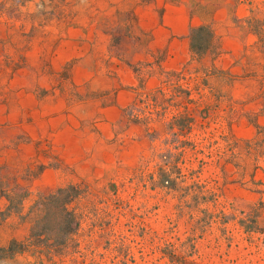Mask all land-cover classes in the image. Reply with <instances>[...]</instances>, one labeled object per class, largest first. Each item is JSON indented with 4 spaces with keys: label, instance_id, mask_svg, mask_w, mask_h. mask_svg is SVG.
I'll return each instance as SVG.
<instances>
[{
    "label": "rangeland",
    "instance_id": "1",
    "mask_svg": "<svg viewBox=\"0 0 264 264\" xmlns=\"http://www.w3.org/2000/svg\"><path fill=\"white\" fill-rule=\"evenodd\" d=\"M87 11L85 0H0V105L15 100L14 76L38 34L84 21ZM118 16L105 14L111 31ZM159 73L161 84L140 86L128 112L146 127L147 155L75 183L66 241L61 233L51 248L35 244L31 260L0 250V264H264V184L253 177L264 170L263 136L250 147L237 134L239 119L209 74ZM27 173L0 181V194L14 211L26 204L32 227L37 197L28 193Z\"/></svg>",
    "mask_w": 264,
    "mask_h": 264
},
{
    "label": "crops",
    "instance_id": "2",
    "mask_svg": "<svg viewBox=\"0 0 264 264\" xmlns=\"http://www.w3.org/2000/svg\"><path fill=\"white\" fill-rule=\"evenodd\" d=\"M85 4L84 21L77 16L63 28L38 34L40 41L26 51L14 76L21 86L15 100L0 105V181L28 172V193L38 197L90 181L85 177L106 174L117 164L136 166L150 145L145 125L128 112L140 86L161 84L159 72L193 68L209 74L239 119L237 134L250 147L258 136L264 144V0ZM110 8L109 14L119 13L116 31L107 26L114 23L105 18ZM201 26L211 28L213 40L197 56L191 31ZM253 177L264 184V170L260 176L257 168ZM0 209L6 212L0 247L24 242L28 248L12 258H35L26 204L14 211L2 192Z\"/></svg>",
    "mask_w": 264,
    "mask_h": 264
},
{
    "label": "trees",
    "instance_id": "3",
    "mask_svg": "<svg viewBox=\"0 0 264 264\" xmlns=\"http://www.w3.org/2000/svg\"><path fill=\"white\" fill-rule=\"evenodd\" d=\"M192 50L197 56H201L206 51L213 40V32L209 26L193 28L191 31ZM77 185L69 184L60 187L57 191L39 195L31 206L29 212L35 213V220L31 227L29 240L38 246L41 244L51 243L47 246L51 248L59 242V235L62 233L66 241L73 230V211L70 208L75 199L73 192ZM6 212L0 209V222L5 218ZM18 241H12L7 248L0 247L2 251H22L23 246Z\"/></svg>",
    "mask_w": 264,
    "mask_h": 264
}]
</instances>
